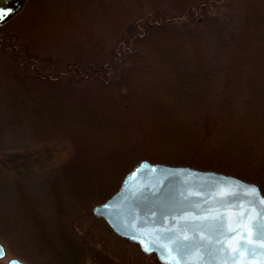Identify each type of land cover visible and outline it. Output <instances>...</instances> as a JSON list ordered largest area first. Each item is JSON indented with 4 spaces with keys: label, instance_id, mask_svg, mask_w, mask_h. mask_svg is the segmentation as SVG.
Wrapping results in <instances>:
<instances>
[{
    "label": "rangeland",
    "instance_id": "rangeland-1",
    "mask_svg": "<svg viewBox=\"0 0 264 264\" xmlns=\"http://www.w3.org/2000/svg\"><path fill=\"white\" fill-rule=\"evenodd\" d=\"M243 1L26 0L0 23V242L6 250L0 264L9 256L46 264L35 256L29 219L42 220L52 239L54 188L63 204L75 194L83 199L79 206L87 207L68 219L79 233L89 237L93 232L99 238L85 264H165L117 235L91 207L112 193L109 186L142 155H176L168 141L184 150V156L197 150L207 154L219 138L203 120L191 118L189 109L181 110L195 101L203 106L207 92L196 97L203 87L198 83L191 91L175 93L172 81L161 73L165 58L158 54L157 41L170 51L164 44L166 31L181 40L198 24L202 54L216 79ZM190 15L193 21L186 23ZM146 17L169 26L147 29ZM139 25L148 37L139 34L134 46L124 47L126 37L139 33ZM123 50L133 57H119ZM68 59L76 69L68 71ZM91 62L101 63L100 77L77 67ZM163 64L172 66L166 60ZM207 90L210 96L212 90ZM163 97L168 105L159 102ZM170 106L179 109L174 113ZM178 121L187 136L176 129ZM129 140L137 143L134 154L127 148ZM218 151L213 155L218 157Z\"/></svg>",
    "mask_w": 264,
    "mask_h": 264
},
{
    "label": "trees",
    "instance_id": "trees-1",
    "mask_svg": "<svg viewBox=\"0 0 264 264\" xmlns=\"http://www.w3.org/2000/svg\"><path fill=\"white\" fill-rule=\"evenodd\" d=\"M244 1L241 8V19L233 43L227 52L223 68L216 79L208 70L205 56L202 54L205 45L201 41V31L198 24L191 26V28H194L192 31L188 32L186 30L184 33L185 38L181 40H177L180 38L174 36L171 37L170 32L166 31L163 35L164 44L167 45L170 51H165L164 45L159 40L157 41L158 45L161 44V47L157 46L160 49L159 56L164 57V61L166 60L172 65L171 67H165L163 61L162 68L164 71L161 70V73L165 81H172L175 93L191 91L198 83L202 84L203 87L196 97H199L204 91L207 92V100L203 106L195 105L197 103L195 101L192 106H186V109L181 110L186 111L189 109L188 112L191 118L203 120L208 126V131L215 130L219 138L213 142V146L208 149L207 154L197 150L184 156V150L177 147V144L172 140L173 142L168 141L167 143L171 145L170 147L176 155L173 152L158 151L155 155H150L151 153L142 155V158L175 165L188 164L201 169L235 174L258 183L264 193V0ZM191 18L190 15L184 19L186 23H189ZM144 19L147 20V29L156 26L157 30H160L169 26V22L166 21L154 24L147 17ZM191 21L193 20L191 19ZM139 34H143L141 37H144V39L148 37L142 26L139 25V33H133L132 36L126 37L124 47L131 46ZM170 46H173V48ZM124 50L118 53L119 57L126 58V60L133 57H128L127 52ZM67 61L69 65L70 60ZM99 64L101 63L94 64L91 62L85 68L79 65L77 67L82 72H86L87 76L91 77L93 75V77L98 78V76L100 77L98 74L100 73L98 71ZM68 65H65V68ZM68 69V71L76 69V65L73 67L69 65ZM165 76H169L170 79ZM209 88L212 90L210 96L207 90ZM191 99L189 98L188 102ZM164 100V97L160 98L159 102L166 104ZM172 101L177 104L174 97H172ZM170 108L174 113L179 109V107L172 106ZM167 112H170L169 107ZM181 125V122L178 121L176 129L181 132V137L187 136ZM225 139L226 144L221 145L220 143ZM238 141L241 143L240 145H238ZM130 142L129 140L127 148H132L131 154H134L133 146L137 143L136 141L134 143ZM218 142L219 145L215 146ZM216 149L219 150L218 157L213 155ZM229 156H232V158H229ZM131 166L117 176V182L109 186V191L112 190L111 192H113L116 189L121 177ZM52 183L56 184V181ZM58 191L55 188L52 190L54 208L52 239L43 230L42 220L40 221L35 216L29 219L35 256L44 258L46 264H85L92 254L91 251L95 249V244L99 242V238L96 239L93 232L89 237L79 233L78 229L68 221L75 213L87 209L86 206H79L83 199L72 194L69 196L71 199L69 204H63ZM74 197L77 200L72 199ZM46 246L49 248L47 249ZM45 254L48 256H45Z\"/></svg>",
    "mask_w": 264,
    "mask_h": 264
},
{
    "label": "water",
    "instance_id": "water-1",
    "mask_svg": "<svg viewBox=\"0 0 264 264\" xmlns=\"http://www.w3.org/2000/svg\"><path fill=\"white\" fill-rule=\"evenodd\" d=\"M25 0L0 2V23ZM6 14V15H5ZM264 194L259 186L239 176L201 169L187 164L138 160L121 178L116 190L93 204L100 216L119 236L138 243L146 253L166 264H264V248L248 252L235 247L229 229L246 223L241 212L257 213L258 228H264ZM148 248L146 251L145 249ZM2 254L6 250L0 242ZM176 249V250H173ZM5 264H26L9 257Z\"/></svg>",
    "mask_w": 264,
    "mask_h": 264
},
{
    "label": "snow or ice",
    "instance_id": "snow-or-ice-1",
    "mask_svg": "<svg viewBox=\"0 0 264 264\" xmlns=\"http://www.w3.org/2000/svg\"><path fill=\"white\" fill-rule=\"evenodd\" d=\"M0 2H5V0H0ZM3 18L4 16L0 15V19ZM261 203H264V201H261ZM239 216L243 219H246V223L238 224V228H242L243 231L238 232L236 228L229 229V232L236 234L235 237L230 236L229 240L236 239V237H238V239H236L235 247L230 248V251L239 252L240 249L243 248L251 253L256 250L255 246L257 241H259L258 246L260 248H264V228L257 227L260 214L257 213L256 216H253L250 212L247 214L245 212H241ZM145 250L147 251L148 248ZM0 254H2V249H0Z\"/></svg>",
    "mask_w": 264,
    "mask_h": 264
},
{
    "label": "flooded vegetation",
    "instance_id": "flooded-vegetation-1",
    "mask_svg": "<svg viewBox=\"0 0 264 264\" xmlns=\"http://www.w3.org/2000/svg\"><path fill=\"white\" fill-rule=\"evenodd\" d=\"M4 264V263H3Z\"/></svg>",
    "mask_w": 264,
    "mask_h": 264
}]
</instances>
